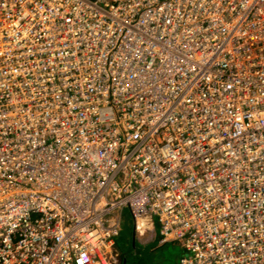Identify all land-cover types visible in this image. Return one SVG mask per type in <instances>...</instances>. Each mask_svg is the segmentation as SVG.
<instances>
[{"label": "built area", "instance_id": "2783aa9c", "mask_svg": "<svg viewBox=\"0 0 264 264\" xmlns=\"http://www.w3.org/2000/svg\"><path fill=\"white\" fill-rule=\"evenodd\" d=\"M264 264V0H0V264Z\"/></svg>", "mask_w": 264, "mask_h": 264}, {"label": "rangeland", "instance_id": "374dc122", "mask_svg": "<svg viewBox=\"0 0 264 264\" xmlns=\"http://www.w3.org/2000/svg\"><path fill=\"white\" fill-rule=\"evenodd\" d=\"M143 242L133 236L132 218L128 209L123 208L121 229L114 246L118 264H177L181 252L178 244L171 241L166 244Z\"/></svg>", "mask_w": 264, "mask_h": 264}, {"label": "trees", "instance_id": "16d2710c", "mask_svg": "<svg viewBox=\"0 0 264 264\" xmlns=\"http://www.w3.org/2000/svg\"><path fill=\"white\" fill-rule=\"evenodd\" d=\"M117 239H118V237H117ZM117 239H116V242H117ZM142 242V241H141ZM145 242V241H144ZM143 242V243H144ZM147 242V241H146ZM166 243H168V242H165V243H160V244H166ZM174 243V242H173ZM181 253V252H180ZM122 262V261H121ZM119 264H122V263H119Z\"/></svg>", "mask_w": 264, "mask_h": 264}]
</instances>
